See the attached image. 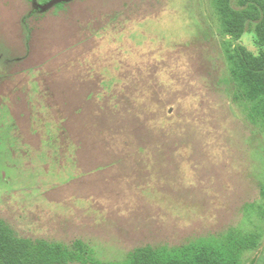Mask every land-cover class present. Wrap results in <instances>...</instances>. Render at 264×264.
<instances>
[{
  "label": "rangeland",
  "instance_id": "374dc122",
  "mask_svg": "<svg viewBox=\"0 0 264 264\" xmlns=\"http://www.w3.org/2000/svg\"><path fill=\"white\" fill-rule=\"evenodd\" d=\"M231 44L213 0H0V219L101 263L237 234L264 264V128Z\"/></svg>",
  "mask_w": 264,
  "mask_h": 264
},
{
  "label": "trees",
  "instance_id": "16d2710c",
  "mask_svg": "<svg viewBox=\"0 0 264 264\" xmlns=\"http://www.w3.org/2000/svg\"><path fill=\"white\" fill-rule=\"evenodd\" d=\"M213 3L223 33L235 42L225 51L237 90L234 99L246 103L251 120L264 128V0H237V9L233 0H213ZM246 32L255 33L257 52L239 44ZM4 222L0 219V264H242L243 254L258 246L254 238L246 242L243 236L232 234L229 238L235 240V245L231 251L207 246L192 255H180L147 246L134 251L124 262L101 263L87 255L79 241L70 250L43 239L36 242L20 239Z\"/></svg>",
  "mask_w": 264,
  "mask_h": 264
}]
</instances>
